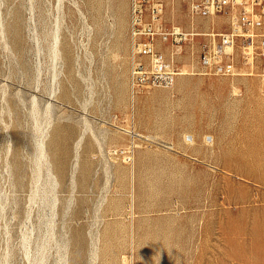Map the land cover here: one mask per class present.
<instances>
[{
  "label": "rangeland",
  "instance_id": "374dc122",
  "mask_svg": "<svg viewBox=\"0 0 264 264\" xmlns=\"http://www.w3.org/2000/svg\"><path fill=\"white\" fill-rule=\"evenodd\" d=\"M130 21L131 0H0V264H264V54L198 75L185 44L133 93Z\"/></svg>",
  "mask_w": 264,
  "mask_h": 264
},
{
  "label": "built area",
  "instance_id": "2783aa9c",
  "mask_svg": "<svg viewBox=\"0 0 264 264\" xmlns=\"http://www.w3.org/2000/svg\"><path fill=\"white\" fill-rule=\"evenodd\" d=\"M188 4L194 16H227L229 28L200 31L167 26L164 0H131L133 93L173 84L181 73L173 57L185 44L198 47L202 74H235L238 54L243 60L264 54V0H188ZM165 45L172 47L171 58L162 51Z\"/></svg>",
  "mask_w": 264,
  "mask_h": 264
},
{
  "label": "crops",
  "instance_id": "0c3cea01",
  "mask_svg": "<svg viewBox=\"0 0 264 264\" xmlns=\"http://www.w3.org/2000/svg\"><path fill=\"white\" fill-rule=\"evenodd\" d=\"M198 75H205V74H202L201 72L197 73ZM183 78V77H182ZM182 78H181V81H182ZM185 78V77H184ZM179 82V80H178ZM141 99V98H140Z\"/></svg>",
  "mask_w": 264,
  "mask_h": 264
},
{
  "label": "bare ground",
  "instance_id": "6f19581e",
  "mask_svg": "<svg viewBox=\"0 0 264 264\" xmlns=\"http://www.w3.org/2000/svg\"><path fill=\"white\" fill-rule=\"evenodd\" d=\"M138 135V134H137Z\"/></svg>",
  "mask_w": 264,
  "mask_h": 264
}]
</instances>
